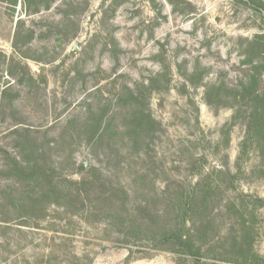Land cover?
<instances>
[{"label":"rangeland","instance_id":"obj_1","mask_svg":"<svg viewBox=\"0 0 264 264\" xmlns=\"http://www.w3.org/2000/svg\"><path fill=\"white\" fill-rule=\"evenodd\" d=\"M256 35L264 0H0V264H176L201 181L207 264H264V162L232 107L253 76L264 94ZM44 169L68 198L23 209Z\"/></svg>","mask_w":264,"mask_h":264},{"label":"trees","instance_id":"obj_2","mask_svg":"<svg viewBox=\"0 0 264 264\" xmlns=\"http://www.w3.org/2000/svg\"><path fill=\"white\" fill-rule=\"evenodd\" d=\"M249 50L248 55L246 58L245 63H254V60L250 56V51L257 49L258 53L256 55V61L255 63H258V69L259 73L264 70V35H256L253 40H251L248 43ZM261 76L259 77H251L249 78L248 82L245 81V83L241 84L240 90L236 91L237 96L234 98V104L232 107L236 108L237 112L233 118V121H237L239 115L243 116V120L245 121V124L247 126V133H246V139L245 144L247 142H251L252 144H255L258 150L260 151L261 157L264 162V94L259 92L258 87L256 86V83L260 82ZM132 96H137L138 92L131 91ZM135 121L138 122L139 126H145L149 127L151 124L156 123L149 115H139L135 116ZM102 123V120H101ZM64 135H69L68 133H65ZM103 137L102 134H97L96 132L93 134L92 138H97V140H100ZM65 139V136L61 139V142H63ZM60 142V143H61ZM96 142V141H95ZM49 153L44 152L42 150H39V157L37 158H43L44 161H47V156ZM19 160L15 158V166L13 167V171L15 172H24V171H31L33 172L34 166L32 164H28V162L24 161L19 154ZM264 164V163H263ZM84 167V166H83ZM10 172V168H8ZM42 176L46 177L49 182L47 185H45L44 190L41 193H21L18 197V201L21 204V207L23 209L31 208L34 209L43 202L44 199H51L54 197H58L59 195L65 197L62 194V189L59 188V184H56L55 179L47 173V170H43ZM211 192L212 187L210 185H207L206 182L201 181L197 182L192 188L188 191L186 196H182L180 198V207L184 209V215L187 217L183 221L184 230L183 232H178V228H172L169 230L166 238L169 243L173 244L174 247V253L177 255L176 264H183L185 263L186 259H191L193 264H207L205 261L206 255L204 253V248L202 245H200L197 240L196 236L194 234L195 230L191 223L193 215H196L197 213H202L204 209L208 207V204L210 202L211 196L210 193L207 192L208 190ZM205 190L206 193H205ZM17 192V191H13ZM14 195V194H13ZM82 194H78V197L81 198ZM127 195V193H126ZM71 196V195H69ZM128 196V195H127ZM24 197V198H23ZM9 198L14 200V197L9 195ZM68 197H65L67 199ZM178 200V199H177ZM82 204L85 205V200L81 199ZM55 205H57L58 202H51ZM49 204V203H48ZM2 205V204H1ZM6 205V204H5ZM33 210V211H36ZM45 209V208H44ZM11 213V212H8ZM36 213V212H32ZM47 210L42 209V215L41 218L44 219L46 217ZM10 219V218H7ZM20 223L25 224L23 226L30 227V221L32 220L31 215L28 216H20ZM189 219V220H188ZM0 222H3L5 224H9L6 220H0ZM27 224V225H26ZM8 227V226H7ZM4 229V228H3ZM9 228H6L5 230H8ZM254 256L258 259V256L254 254Z\"/></svg>","mask_w":264,"mask_h":264}]
</instances>
